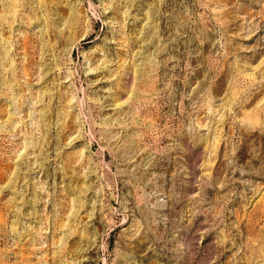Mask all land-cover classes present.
I'll return each instance as SVG.
<instances>
[{
	"label": "rangeland",
	"instance_id": "1",
	"mask_svg": "<svg viewBox=\"0 0 264 264\" xmlns=\"http://www.w3.org/2000/svg\"><path fill=\"white\" fill-rule=\"evenodd\" d=\"M0 264H264V0H0Z\"/></svg>",
	"mask_w": 264,
	"mask_h": 264
}]
</instances>
